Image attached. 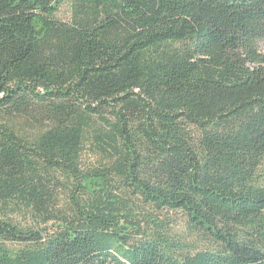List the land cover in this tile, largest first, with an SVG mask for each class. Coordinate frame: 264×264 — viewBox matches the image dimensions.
Instances as JSON below:
<instances>
[{"label":"trees","instance_id":"1","mask_svg":"<svg viewBox=\"0 0 264 264\" xmlns=\"http://www.w3.org/2000/svg\"><path fill=\"white\" fill-rule=\"evenodd\" d=\"M0 264H264V0H0Z\"/></svg>","mask_w":264,"mask_h":264},{"label":"rangeland","instance_id":"2","mask_svg":"<svg viewBox=\"0 0 264 264\" xmlns=\"http://www.w3.org/2000/svg\"><path fill=\"white\" fill-rule=\"evenodd\" d=\"M67 16L66 8H63L60 18H65ZM98 126H103L101 122H98ZM105 160L102 155L98 152L97 141L93 138H89V140L85 144V150L82 157V166L85 169L90 168H100L101 163H104ZM161 220L167 223L168 228L171 230L173 234L177 237L183 236L186 238L187 232V225H186V218L183 216L182 213H172V212H161L158 216ZM16 221L26 227H36L34 225L33 219L29 217H25L23 215H18L16 217ZM190 241V240H189ZM201 249L204 248H212L211 244L207 243H199ZM14 247H17L14 246Z\"/></svg>","mask_w":264,"mask_h":264}]
</instances>
